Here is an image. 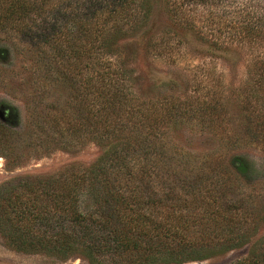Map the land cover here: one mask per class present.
<instances>
[{"label":"trees","instance_id":"trees-1","mask_svg":"<svg viewBox=\"0 0 264 264\" xmlns=\"http://www.w3.org/2000/svg\"><path fill=\"white\" fill-rule=\"evenodd\" d=\"M150 2L0 0V29L29 38L41 78L65 83L74 100L77 115L55 108L60 142L71 146L92 136L103 147L87 168L0 186V233L9 246L60 260L81 256L90 264H183L248 243L253 221L228 194L255 167L242 159L217 161L186 174L174 167V156L190 154L161 141L191 110L202 121L221 122L220 98L187 109L179 97L148 102L131 85L118 39L149 18ZM192 3L172 0L168 12L182 19ZM36 18L42 24L33 29L29 21ZM166 36L155 45L183 48L184 39ZM256 124V140L264 143V117ZM9 133L0 122V138ZM235 264H264V247Z\"/></svg>","mask_w":264,"mask_h":264},{"label":"rangeland","instance_id":"rangeland-1","mask_svg":"<svg viewBox=\"0 0 264 264\" xmlns=\"http://www.w3.org/2000/svg\"><path fill=\"white\" fill-rule=\"evenodd\" d=\"M149 1V18L118 39L135 93L148 102L179 97L187 100L183 105L187 109L220 98L215 104L221 122L202 121L191 110L166 128L167 136L161 141L168 140L190 154L175 155L174 167L186 168L183 172L189 174L210 163L227 166L239 159L255 167L253 177H238L228 194L243 203L253 221L248 243L183 264H235L264 247V143L255 136L256 123L264 117V0H193L180 12L182 19L169 14L172 0ZM40 19L29 21L33 29L42 24ZM168 32L185 40L182 49L155 45ZM40 66L37 48L29 38L0 29V122L10 130L0 138V186L18 177L87 168L103 152L92 136L77 139L71 146L60 142L55 108H67L73 115L77 108L66 84L41 78ZM0 264L90 262L81 256L60 260L20 251L0 233Z\"/></svg>","mask_w":264,"mask_h":264}]
</instances>
